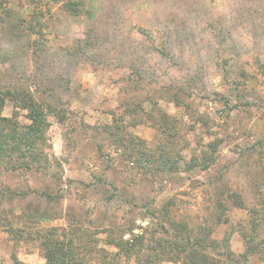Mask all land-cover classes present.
<instances>
[{"label": "rangeland", "instance_id": "374dc122", "mask_svg": "<svg viewBox=\"0 0 264 264\" xmlns=\"http://www.w3.org/2000/svg\"><path fill=\"white\" fill-rule=\"evenodd\" d=\"M69 1L0 9V89L51 105L39 163L0 166V264L53 247L136 264L172 222L208 232L209 264H241L247 242L243 264H264V0Z\"/></svg>", "mask_w": 264, "mask_h": 264}, {"label": "trees", "instance_id": "16d2710c", "mask_svg": "<svg viewBox=\"0 0 264 264\" xmlns=\"http://www.w3.org/2000/svg\"><path fill=\"white\" fill-rule=\"evenodd\" d=\"M8 0L1 1L0 9L6 8ZM82 1H69L63 5L67 13L70 16L76 15L81 11L80 6ZM32 29V25L30 26ZM35 41V40H34ZM9 102L13 106V113L10 117L1 116V111L5 106V103ZM47 109L51 107L50 104H44ZM44 105L41 102L35 100L34 96L23 88H14L12 90L0 89V166L4 168L14 167V163L18 162V167L24 166L26 169L40 161L39 145L44 141L45 126V113ZM18 113H22V116L28 121L27 124H19L14 120L17 118ZM39 163V162H38ZM261 210L264 211V198L261 202ZM256 214L257 212L254 211ZM7 220H1L0 225H7ZM175 232L172 237L173 241L169 243V246L162 242L157 241L156 245H146L147 256L142 260H136V264H155L158 259L163 257H171L176 264H209V258L206 254V249L210 245V242H206L208 232L199 228V238L194 234V231L190 229L184 223L170 224ZM167 234V232H164ZM119 240L115 243L117 252L113 255L115 258L132 257L135 254V247L137 239H131V242ZM215 244V242H211ZM54 250H48L45 252L46 264H68L63 259L64 254L58 256L61 253V248L53 247ZM170 248V251L167 249ZM257 247L247 242V251H244L240 258L243 259L241 264L248 261L250 253H254ZM63 252V250H62ZM250 252V253H249ZM231 261V254H227ZM76 264L75 262H72ZM69 263V264H72ZM235 264H239L236 263Z\"/></svg>", "mask_w": 264, "mask_h": 264}]
</instances>
